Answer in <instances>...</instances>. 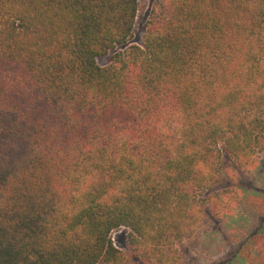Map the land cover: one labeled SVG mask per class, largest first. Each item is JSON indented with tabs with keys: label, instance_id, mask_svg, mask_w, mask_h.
<instances>
[{
	"label": "trees",
	"instance_id": "trees-1",
	"mask_svg": "<svg viewBox=\"0 0 264 264\" xmlns=\"http://www.w3.org/2000/svg\"><path fill=\"white\" fill-rule=\"evenodd\" d=\"M139 5L0 0V264H183L238 199L218 184L264 150V0H155L136 44ZM237 255L264 264V233Z\"/></svg>",
	"mask_w": 264,
	"mask_h": 264
},
{
	"label": "rangeland",
	"instance_id": "rangeland-1",
	"mask_svg": "<svg viewBox=\"0 0 264 264\" xmlns=\"http://www.w3.org/2000/svg\"><path fill=\"white\" fill-rule=\"evenodd\" d=\"M155 0H139L131 43L140 42ZM108 57L99 61L105 63ZM218 188H233L239 197L231 209L218 216L207 215L198 232L180 245L183 264H245L237 253L243 242L257 231L264 233V150L245 168L226 160ZM127 228L112 233L117 246L127 242Z\"/></svg>",
	"mask_w": 264,
	"mask_h": 264
}]
</instances>
